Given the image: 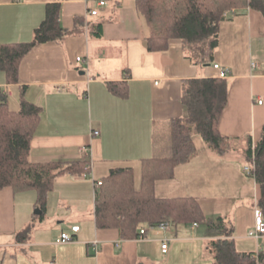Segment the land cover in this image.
Instances as JSON below:
<instances>
[{
  "label": "crops",
  "instance_id": "0c3cea01",
  "mask_svg": "<svg viewBox=\"0 0 264 264\" xmlns=\"http://www.w3.org/2000/svg\"><path fill=\"white\" fill-rule=\"evenodd\" d=\"M48 1L0 0V43L29 40ZM104 1L98 13L90 15L86 8L96 7L95 0H60L61 25L72 29L75 16L82 17L83 23L61 40L31 48L19 63L17 82H7L3 73L0 76L11 109L18 108L22 86L24 97L41 108L30 143L31 160H90L87 176L62 174L54 180L44 210L35 204V191L31 199L23 195L20 200L16 196L20 192L0 189V264H215L207 242L218 235L205 223L171 224L166 230L147 227L143 237L121 238L117 228H98L93 218L96 181L110 168L132 167L138 187L141 159L170 154L171 118L185 113L180 101L182 81L217 76L213 63L229 71L227 103L218 129L236 138V149L228 156L215 154L193 134L196 154L177 165L171 178L156 180L152 188L160 197H195L205 215L226 217L237 250L262 248L264 235L256 239L247 234L258 207V187L243 170L248 164L243 152L247 138L258 141L264 123L260 12L235 8L220 22L212 60L200 65L185 55L178 39H172L166 49L148 50L147 26L134 0ZM96 22H101L99 34L91 30ZM119 79L127 81L126 97L106 88L107 80ZM84 145L85 152L80 150ZM77 201L84 203V210L76 208ZM34 207L41 213H33ZM34 215L40 216L38 221ZM28 225V236L18 240L17 233ZM72 225H78V230L73 231ZM61 232L72 239L56 242ZM163 239H167L165 252L160 247Z\"/></svg>",
  "mask_w": 264,
  "mask_h": 264
},
{
  "label": "trees",
  "instance_id": "16d2710c",
  "mask_svg": "<svg viewBox=\"0 0 264 264\" xmlns=\"http://www.w3.org/2000/svg\"><path fill=\"white\" fill-rule=\"evenodd\" d=\"M60 0L45 4L42 20L33 28L29 40L0 43V72L7 82L18 81L19 63L35 45L61 40L83 23L74 17L72 29L59 21ZM134 6L147 26L145 36L148 50H163L172 39H178L185 55L194 63L212 60L218 45L220 22L237 9L248 7L260 12L264 21V0H134ZM233 8V11H229ZM101 22L92 25L94 34L100 33ZM109 92L120 97L128 94L127 81L107 80ZM19 94L17 109L8 105V94L0 86V189L13 192L35 191V204L44 210L46 196L54 180L62 174L80 178L90 171L89 159L33 161L30 159L31 138L39 122L41 108ZM226 78L218 76L189 77L182 81L180 101L185 113L171 118V151L166 157L152 156L140 161L139 186L134 184L130 166L110 168L94 190L93 218L98 228H117L121 238H136L140 228L156 226L163 220L171 224L205 223L218 236L207 242L215 264H264V246L253 252L239 251L232 238L233 226L223 216L209 217L192 196L160 197L153 191L154 182L171 178L177 165L186 163L196 154L192 139L198 134L213 153L228 156L236 149V138L222 134L219 117L227 103ZM255 143L247 138L243 149L250 172L258 187L257 205L264 210V123ZM260 210V211H261ZM30 226L17 233V239L28 236ZM137 264H144L139 261Z\"/></svg>",
  "mask_w": 264,
  "mask_h": 264
},
{
  "label": "built area",
  "instance_id": "2783aa9c",
  "mask_svg": "<svg viewBox=\"0 0 264 264\" xmlns=\"http://www.w3.org/2000/svg\"><path fill=\"white\" fill-rule=\"evenodd\" d=\"M96 2V7L94 8H86V13L87 14H90V15H93V14H97L98 13V7L99 6H103L105 4V1L104 0H95ZM234 9L231 8L229 11H233ZM77 60H80L79 57H76ZM213 68L215 67V69L217 70V76L218 77H226L228 75V69L222 65H220L219 63H213ZM251 66L252 67H255L256 66V63L255 62H251ZM258 102H261V100H258ZM92 134L93 135H96L98 134V131L97 130H92ZM87 149V147L84 145V146H81L80 147V150L85 152ZM253 167V163H249V164H246L243 166V170L246 171V173H249L251 168ZM101 183L100 180H97L96 181V185H99ZM261 209L259 207H255L254 208V216H253V224H252V227L248 230L247 234L249 236H252L256 239L262 237L264 235V218H263V214H262V211H260ZM156 226L160 227V228H163V229H168V227L171 226V223L168 221V220H163L161 222H159ZM79 228L78 225H72L71 226V229L73 231H77ZM143 234H144V230L142 228H140L139 230V234L137 237H143ZM72 239V236H70L68 233L66 232H61L58 237L56 238V242H67V241H70ZM96 240H93V244L96 246ZM161 251L162 252H165L166 249H167V239H163L161 241ZM261 249V246H259L255 252H253V255H256L257 252Z\"/></svg>",
  "mask_w": 264,
  "mask_h": 264
},
{
  "label": "rangeland",
  "instance_id": "374dc122",
  "mask_svg": "<svg viewBox=\"0 0 264 264\" xmlns=\"http://www.w3.org/2000/svg\"><path fill=\"white\" fill-rule=\"evenodd\" d=\"M79 56H80V58L81 57H84V56H82L83 55V53L81 54V53H79L78 54ZM82 64V63H81ZM3 74H2V72H0V76H2ZM194 136H196V137H198L199 139H200V137H199V135L198 134H194ZM201 140V139H200ZM34 191H32V190H30V191H26V193H19V194H16V196H17V199L19 198L20 200L22 199V197H24L23 195H25V197H26V199L25 200H28V199H31L32 197H33V193ZM29 195V196H28ZM33 200V199H32ZM75 206H77L76 208H80V210L82 211V210H84L85 209V205H84V203L83 202H81V201H77L75 204H74ZM87 208V207H86ZM35 209H38L37 207H34V208H32V212L34 213V211H35ZM50 209V208H49ZM73 209V208H72ZM86 210H88V209H86ZM34 217V219L36 220V221H38V217H40V216H38V215H34L33 216ZM45 220H46V218H45ZM0 253H2V250H0Z\"/></svg>",
  "mask_w": 264,
  "mask_h": 264
},
{
  "label": "water",
  "instance_id": "95a60500",
  "mask_svg": "<svg viewBox=\"0 0 264 264\" xmlns=\"http://www.w3.org/2000/svg\"><path fill=\"white\" fill-rule=\"evenodd\" d=\"M34 213H41V210L40 209H35Z\"/></svg>",
  "mask_w": 264,
  "mask_h": 264
}]
</instances>
